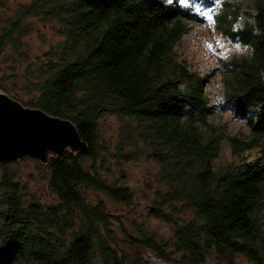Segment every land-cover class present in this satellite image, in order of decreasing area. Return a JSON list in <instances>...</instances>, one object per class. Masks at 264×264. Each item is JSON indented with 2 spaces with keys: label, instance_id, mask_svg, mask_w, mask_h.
I'll return each mask as SVG.
<instances>
[{
  "label": "trees",
  "instance_id": "obj_1",
  "mask_svg": "<svg viewBox=\"0 0 264 264\" xmlns=\"http://www.w3.org/2000/svg\"><path fill=\"white\" fill-rule=\"evenodd\" d=\"M197 1H222L218 29L250 50L221 63L220 105L210 102L207 78L175 52L187 25L202 20L179 0H31L0 16V56L9 48L24 61V39L35 30L31 20L55 25L60 39L28 78L33 96L22 103L71 121L88 145L86 153L37 161L48 173L53 205L25 201L13 163L0 165V264H133L112 239L119 217L87 198L102 194L126 207L136 200L130 187L108 182L93 165L108 153L99 129L107 116L120 126L119 158L155 163L150 211L172 226L164 238L139 225L135 236L126 234L127 243L168 264H235L238 258L264 264V0H251L241 26L235 3ZM226 110L247 121V140L211 122ZM223 141L240 163L217 170ZM255 149V159L243 158ZM135 264L149 263L136 258Z\"/></svg>",
  "mask_w": 264,
  "mask_h": 264
},
{
  "label": "rangeland",
  "instance_id": "obj_2",
  "mask_svg": "<svg viewBox=\"0 0 264 264\" xmlns=\"http://www.w3.org/2000/svg\"><path fill=\"white\" fill-rule=\"evenodd\" d=\"M31 0H0V16L10 15L21 5ZM170 1V0H168ZM235 3L239 8L237 25H243L251 11V0H224ZM214 6H203L197 0H187V6L193 8L202 18L201 22L187 25L189 32L175 46L179 60L184 61L189 69L207 78L206 91L211 104L220 105L224 100V84L222 80L221 63L233 58L247 57L250 55L248 47L239 42H234L224 37L217 27L216 17L219 12V3ZM179 3L185 5L184 0ZM208 15H204V13ZM35 30L24 39L23 49L26 51L27 60H21L11 49H6L0 56V91L7 95L15 96L21 103L29 101L33 96L25 86L28 78H33L41 61H45L46 53L50 46L60 38L56 35L55 25L33 19ZM239 27V26H237ZM17 58V60H16ZM23 104V103H22ZM211 122L216 124L224 133L247 140L250 127L245 119L236 117L231 110L220 112L211 117ZM101 146L108 150L102 155L95 168L102 173L108 182L125 184L135 193L136 200L131 207L123 206L108 199L105 195L87 193V198L92 201H102L107 204L111 213L117 215L120 222L111 227L112 239L119 247V251L126 260L135 264V259L141 258L149 264H168L160 261L151 252L135 250V246L126 242V234L135 236L139 225H147L164 238L172 234V226L156 219L150 211V202L154 192L150 189L157 188L155 183L158 169L148 157H138L134 161L126 162L119 158L115 146L119 140V123L114 116H107L99 122ZM257 149L245 152L242 156L247 161H252L258 156ZM240 162L234 159L230 145L223 141L218 157L214 162L215 169L219 170L230 164ZM14 173V181L23 189L25 201H39L42 205H53L56 198L48 187V173L43 170L35 160H24L10 166ZM3 169L0 167V196L3 194L2 179ZM155 191V190H154ZM126 231V233L124 232ZM99 264V263H96ZM235 264H251L245 258H238Z\"/></svg>",
  "mask_w": 264,
  "mask_h": 264
},
{
  "label": "water",
  "instance_id": "obj_3",
  "mask_svg": "<svg viewBox=\"0 0 264 264\" xmlns=\"http://www.w3.org/2000/svg\"><path fill=\"white\" fill-rule=\"evenodd\" d=\"M68 151H88L71 121L26 107L0 91V165L29 158L48 164Z\"/></svg>",
  "mask_w": 264,
  "mask_h": 264
},
{
  "label": "snow or ice",
  "instance_id": "obj_4",
  "mask_svg": "<svg viewBox=\"0 0 264 264\" xmlns=\"http://www.w3.org/2000/svg\"><path fill=\"white\" fill-rule=\"evenodd\" d=\"M184 2H185V6H187V0H184ZM204 15H208V14L205 12Z\"/></svg>",
  "mask_w": 264,
  "mask_h": 264
}]
</instances>
